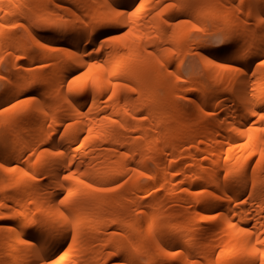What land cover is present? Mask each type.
Wrapping results in <instances>:
<instances>
[{"label": "bare ground", "instance_id": "1", "mask_svg": "<svg viewBox=\"0 0 264 264\" xmlns=\"http://www.w3.org/2000/svg\"><path fill=\"white\" fill-rule=\"evenodd\" d=\"M22 22L0 264H264V0H0V63Z\"/></svg>", "mask_w": 264, "mask_h": 264}, {"label": "rangeland", "instance_id": "2", "mask_svg": "<svg viewBox=\"0 0 264 264\" xmlns=\"http://www.w3.org/2000/svg\"><path fill=\"white\" fill-rule=\"evenodd\" d=\"M179 18V17H178ZM176 18V20L178 19ZM183 18V17H180ZM179 18V19H180ZM185 18V17H184ZM25 24L22 22L21 25H16L15 29V38H14V43H18L20 45H23V47L25 49L28 50L27 54L23 55V51L21 48L18 49V55H20L18 57V59L15 61L17 62L16 65L12 64V53L10 51V48L6 49L3 52V58H2V62L0 63V88H5L8 87L10 85V81L9 78L13 79L15 77H17L18 75H20L22 72H24L25 70H28L27 68H32L34 66H36L37 64L40 63L41 59H36L31 63H27L26 62V56H28L30 54L36 53L37 52V48H36V43L31 40L28 37V32L27 29L25 28L26 26H24ZM212 27L210 24L208 25V28L210 29V27ZM211 30V29H210ZM208 30V31H210ZM191 37L195 38V37H199L201 36L203 33L202 31L198 30V29H193V31L191 32ZM220 35L217 36H208L206 39V44L208 46H214L216 44H218L220 42ZM222 40V38H221ZM222 42V41H221ZM187 43V42H186ZM54 45L58 44V41L53 43ZM236 44H229L226 45V47H232L235 46ZM197 52H200L198 49H191L189 51L186 52V44L182 45L179 51V54L183 56V67L184 69H186L188 72H190L192 75L198 77L200 80H202L203 82H206L207 78H206V74L205 72L202 70V66L201 63L199 61V54ZM25 95L24 94H20L17 95L16 97H14L12 100H10V102L8 103H2L0 104V112L4 111L6 109V107H8L10 104L20 101ZM188 104H190L188 102ZM189 111L191 112V105L188 106ZM191 109V110H190ZM3 131V134L0 132L1 136H0V157H2L4 155V153L7 152V150L4 147H1L2 143H9V137H10V133L6 130L5 125H1L0 124V131ZM7 176L4 174V172L0 169V180H6ZM47 180V178L45 179ZM117 182H115L113 185H116ZM143 187H139L137 190V193H140V190H142ZM140 219L139 224L137 225V231H142L143 230V224H144V220L142 219L146 212H141L138 213ZM168 229H165V231L167 232ZM141 238V236H138ZM137 236L135 237L136 240L138 238ZM144 238V237H143ZM145 242H147V240H144ZM143 241V242H144ZM144 242V243H145ZM154 253V250L152 249V247H148L147 250L143 253H141L140 250H136L133 254L134 258H140L142 256V261H147L148 258ZM117 261H110V263H114Z\"/></svg>", "mask_w": 264, "mask_h": 264}, {"label": "snow or ice", "instance_id": "3", "mask_svg": "<svg viewBox=\"0 0 264 264\" xmlns=\"http://www.w3.org/2000/svg\"><path fill=\"white\" fill-rule=\"evenodd\" d=\"M118 7V6H117ZM195 27V26H194ZM87 54V53H86ZM13 107H15V105H13ZM262 119H264V117H261ZM9 171H11V169H9ZM25 175H28L27 173H25ZM70 177L66 176L65 179H69ZM259 243L264 244V241H259ZM52 264H58L57 261H53Z\"/></svg>", "mask_w": 264, "mask_h": 264}]
</instances>
